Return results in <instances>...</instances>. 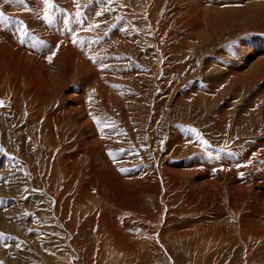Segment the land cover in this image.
Returning a JSON list of instances; mask_svg holds the SVG:
<instances>
[{"label":"rangeland","instance_id":"rangeland-1","mask_svg":"<svg viewBox=\"0 0 264 264\" xmlns=\"http://www.w3.org/2000/svg\"><path fill=\"white\" fill-rule=\"evenodd\" d=\"M51 3L0 0V264H264V0Z\"/></svg>","mask_w":264,"mask_h":264},{"label":"snow or ice","instance_id":"snow-or-ice-1","mask_svg":"<svg viewBox=\"0 0 264 264\" xmlns=\"http://www.w3.org/2000/svg\"><path fill=\"white\" fill-rule=\"evenodd\" d=\"M17 2L20 3V4H23L24 0H17ZM44 4L47 6V8H52L53 7V5L51 3V0H44ZM101 14L102 13H97V15H101ZM78 15H79V13H78ZM45 16H48L47 11L45 12ZM8 20H9V17L4 15V13L0 12V22H6ZM22 31H23V29H22ZM24 34H27V33L25 32ZM48 59L51 60V56L48 57ZM205 143H206V141H205ZM241 175H243V174L241 173Z\"/></svg>","mask_w":264,"mask_h":264}]
</instances>
